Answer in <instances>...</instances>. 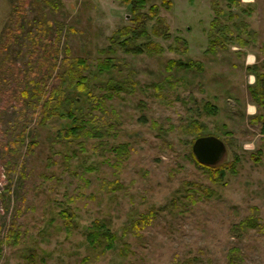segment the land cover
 Listing matches in <instances>:
<instances>
[{
  "label": "rangeland",
  "instance_id": "374dc122",
  "mask_svg": "<svg viewBox=\"0 0 264 264\" xmlns=\"http://www.w3.org/2000/svg\"><path fill=\"white\" fill-rule=\"evenodd\" d=\"M162 1L147 0V36L130 41L120 31L135 16L123 0H0V66L25 68L39 22L59 34L60 58L66 46L86 62V89L63 87L84 115V137L61 136L68 117L28 122L36 146H17L9 173L2 154L24 126L10 97H19L18 77L0 79V264H264V145L242 148V134L221 127L225 114L204 108L222 105L231 81L222 63L233 58L184 51ZM159 18L167 31L154 36L165 31ZM128 42L145 51L126 52ZM202 136L226 145L219 182L192 153Z\"/></svg>",
  "mask_w": 264,
  "mask_h": 264
},
{
  "label": "crops",
  "instance_id": "0c3cea01",
  "mask_svg": "<svg viewBox=\"0 0 264 264\" xmlns=\"http://www.w3.org/2000/svg\"><path fill=\"white\" fill-rule=\"evenodd\" d=\"M170 3L168 26L185 40L188 52L208 51L211 23L219 14L223 33L217 31L220 45L210 56L229 54L233 60L222 63L229 70L230 87L222 89V105H213L217 116L225 114L223 130L242 134V148L264 145V98L259 96L264 91V0H170ZM224 85L229 86L227 82Z\"/></svg>",
  "mask_w": 264,
  "mask_h": 264
},
{
  "label": "trees",
  "instance_id": "16d2710c",
  "mask_svg": "<svg viewBox=\"0 0 264 264\" xmlns=\"http://www.w3.org/2000/svg\"><path fill=\"white\" fill-rule=\"evenodd\" d=\"M127 6L130 7L132 12H134L133 25L131 28H123L120 32L124 34L132 35L130 41L134 38H140L147 36L145 29L144 19H147L145 14L142 13L143 8L146 5L147 0H123ZM166 10L170 9V0H163ZM152 10L157 11V7L153 6ZM156 16V15H155ZM20 20L17 21L19 23ZM159 24L165 27V31L161 32L157 28H153L154 36H163L167 31L166 22L159 18L157 19ZM219 14L216 13L214 20L211 23V28L209 31L210 47L208 53L212 54L215 52L216 47L220 45V40L216 37L215 27L220 25ZM19 24L15 23V26ZM21 30V25L18 26ZM141 29V32H140ZM11 31V30H10ZM13 32V31H12ZM11 33V32H10ZM27 39L29 41L28 50L26 51V64L25 68L20 69V73L16 74L9 67L5 68V65L0 66V79L4 78L5 75L8 77L14 76L18 77V84L16 88V93L19 97L10 96L12 99L16 100L19 105V123H22L24 129L21 130L16 126L15 129L20 131L19 142H10L8 147H5V152L2 154V163L5 167L7 173L12 171L14 164L9 161L12 159L16 147L23 145L26 139H28L27 149L28 152L32 151L36 146L35 142V132L34 128H28L26 123L35 122L38 126H45L50 120L63 116L68 117L72 120V127L69 129L62 130L60 132L63 138L71 137H84V115L80 117L76 116L71 111L73 107V100L70 96L66 94L63 87L66 85L68 87H75L77 91L83 92L86 89V77L83 72L86 67V62L82 58H72L70 54V48H64V58H60L61 46H60V36L50 33L46 24L39 22L35 30H29L27 33ZM177 42H181L183 45V50H185L186 42L182 38H176ZM128 43H123L122 47H125L126 52L133 51L132 49H137L135 53H141L145 51V46H140L139 48H128ZM145 45V44H143ZM110 53L114 54L115 50H109ZM8 60V58H7ZM7 63V61H6ZM175 64V62H171ZM180 66L186 69L193 68L192 63L183 64L179 62ZM111 67L110 60H106L99 64L101 70H108ZM7 77H5L6 79ZM261 98H264V91L259 93ZM204 108L212 116L217 114V108L214 105L206 104ZM29 117V120L26 118ZM199 138V137H198ZM237 159V158H236ZM210 172V177L213 182H219L225 173L224 167L222 165L214 167H206ZM234 172V168L231 169ZM249 228L256 227L258 224L254 220H248L246 222ZM106 241H108L107 247H112V239L114 238L106 230L100 234ZM96 235L94 234V237ZM99 238V236L97 235ZM9 238V236H8ZM237 250L235 249L234 252ZM235 257L230 256V264H236Z\"/></svg>",
  "mask_w": 264,
  "mask_h": 264
},
{
  "label": "water",
  "instance_id": "95a60500",
  "mask_svg": "<svg viewBox=\"0 0 264 264\" xmlns=\"http://www.w3.org/2000/svg\"><path fill=\"white\" fill-rule=\"evenodd\" d=\"M225 143L213 136H202L192 144V153L196 161L205 166L214 167L221 164L226 156Z\"/></svg>",
  "mask_w": 264,
  "mask_h": 264
}]
</instances>
